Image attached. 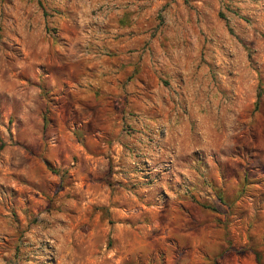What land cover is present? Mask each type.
<instances>
[{"label":"rangeland","instance_id":"obj_1","mask_svg":"<svg viewBox=\"0 0 264 264\" xmlns=\"http://www.w3.org/2000/svg\"><path fill=\"white\" fill-rule=\"evenodd\" d=\"M63 1L0 0V264H264V0Z\"/></svg>","mask_w":264,"mask_h":264},{"label":"crops","instance_id":"obj_2","mask_svg":"<svg viewBox=\"0 0 264 264\" xmlns=\"http://www.w3.org/2000/svg\"><path fill=\"white\" fill-rule=\"evenodd\" d=\"M84 1L86 0H64L61 3V8L67 12L68 10H71L70 8H74L73 11L78 15L91 14L92 7H90V5H85ZM74 2L75 4L73 5V7H71L72 6L71 3H74ZM107 2H110L109 8L113 16L118 15V17L120 18L119 14H121L123 10L122 9L123 0H102L101 3L104 4V8L102 11L104 13L106 12L105 9L107 7L106 6ZM82 3L84 5H82ZM66 7H68V9H66ZM120 21L121 19H118V22ZM104 23L106 22L104 21ZM84 28H88L86 24L84 25ZM119 32L121 33V31ZM139 38L140 40L141 38H143L142 40H144L143 35L142 37L139 36ZM120 44H121V38L115 41V45L119 46ZM145 57H146V54H144L142 51H139L138 54H135L132 57L131 56L127 57V55L119 54L118 56L114 57L112 60L106 59V58H102L98 60L95 70H94V74H93V77H95V80L93 81L92 86L105 99H107L108 97L113 98V100L124 98V96L128 95L130 92L127 89V87H129L128 85L129 82H127V77L125 75V72L122 70L124 64H126V67L130 69L131 68L130 65L135 64V62L144 63L146 61ZM136 81L138 80L136 79ZM138 84H140L139 81H138ZM148 103H149L148 106H150V102ZM143 108L145 110L147 109V107L145 106Z\"/></svg>","mask_w":264,"mask_h":264},{"label":"trees","instance_id":"obj_3","mask_svg":"<svg viewBox=\"0 0 264 264\" xmlns=\"http://www.w3.org/2000/svg\"><path fill=\"white\" fill-rule=\"evenodd\" d=\"M260 96H261L260 94L257 95L256 104L258 103ZM257 256H258V255L256 254V259H257V261H259Z\"/></svg>","mask_w":264,"mask_h":264}]
</instances>
